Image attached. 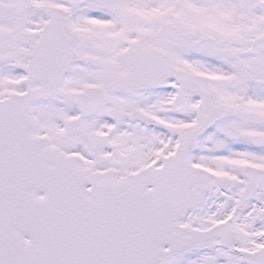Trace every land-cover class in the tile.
<instances>
[{"label":"snow or ice","instance_id":"6c2138e0","mask_svg":"<svg viewBox=\"0 0 264 264\" xmlns=\"http://www.w3.org/2000/svg\"><path fill=\"white\" fill-rule=\"evenodd\" d=\"M0 264H264V0H0Z\"/></svg>","mask_w":264,"mask_h":264}]
</instances>
